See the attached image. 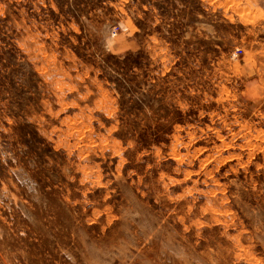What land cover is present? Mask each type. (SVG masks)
<instances>
[{"label":"rangeland","instance_id":"obj_1","mask_svg":"<svg viewBox=\"0 0 264 264\" xmlns=\"http://www.w3.org/2000/svg\"><path fill=\"white\" fill-rule=\"evenodd\" d=\"M0 264H264V0H0Z\"/></svg>","mask_w":264,"mask_h":264}]
</instances>
